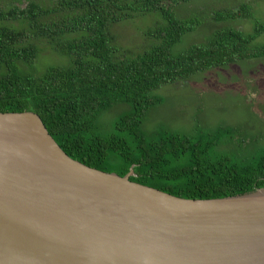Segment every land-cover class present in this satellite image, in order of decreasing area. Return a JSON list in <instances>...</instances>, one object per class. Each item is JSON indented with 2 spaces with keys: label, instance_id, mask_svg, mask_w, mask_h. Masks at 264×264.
Segmentation results:
<instances>
[{
  "label": "trees",
  "instance_id": "16d2710c",
  "mask_svg": "<svg viewBox=\"0 0 264 264\" xmlns=\"http://www.w3.org/2000/svg\"><path fill=\"white\" fill-rule=\"evenodd\" d=\"M190 1L0 0V111H34L73 159L119 175L133 165L132 181L175 196L221 198L264 187V146L245 143L237 128H143L158 104L157 88L264 57V40L254 43L264 35V14L252 13L255 0L211 16L251 19L250 31L220 26L181 47L201 24L175 16L174 8ZM145 17L152 18L146 46L132 54L111 29ZM45 52L64 62L38 70Z\"/></svg>",
  "mask_w": 264,
  "mask_h": 264
},
{
  "label": "water",
  "instance_id": "95a60500",
  "mask_svg": "<svg viewBox=\"0 0 264 264\" xmlns=\"http://www.w3.org/2000/svg\"><path fill=\"white\" fill-rule=\"evenodd\" d=\"M70 157L0 111V264H264V187L192 199Z\"/></svg>",
  "mask_w": 264,
  "mask_h": 264
},
{
  "label": "rangeland",
  "instance_id": "374dc122",
  "mask_svg": "<svg viewBox=\"0 0 264 264\" xmlns=\"http://www.w3.org/2000/svg\"><path fill=\"white\" fill-rule=\"evenodd\" d=\"M244 1L247 0H192L177 5L174 8L177 18L194 16L201 21L196 30L182 37L181 47L203 42L205 36L220 26L250 31L251 19L229 18L219 22L211 18L216 11L236 10ZM252 10L253 14L263 15L264 0H255ZM151 20V17L139 18L112 27L117 44L125 50L130 48L132 54L140 52L146 46L143 35ZM263 40L262 34L254 43ZM41 61L40 66L38 62L35 64L38 70L64 62L54 53L47 52ZM153 95L159 101L145 115L143 128L146 131L159 125L180 133L195 132L196 124L201 130L229 126L240 130L245 143L252 141L264 146V57L236 61L196 73L186 82L157 88ZM121 108L116 107L115 111Z\"/></svg>",
  "mask_w": 264,
  "mask_h": 264
}]
</instances>
